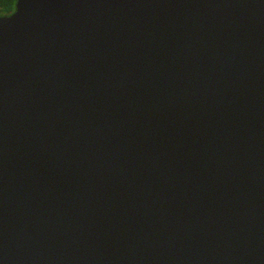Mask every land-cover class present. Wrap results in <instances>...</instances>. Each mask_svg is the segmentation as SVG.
Wrapping results in <instances>:
<instances>
[{
  "label": "water",
  "instance_id": "1",
  "mask_svg": "<svg viewBox=\"0 0 264 264\" xmlns=\"http://www.w3.org/2000/svg\"><path fill=\"white\" fill-rule=\"evenodd\" d=\"M0 262L264 264V0H17Z\"/></svg>",
  "mask_w": 264,
  "mask_h": 264
},
{
  "label": "trees",
  "instance_id": "2",
  "mask_svg": "<svg viewBox=\"0 0 264 264\" xmlns=\"http://www.w3.org/2000/svg\"><path fill=\"white\" fill-rule=\"evenodd\" d=\"M17 0H0V17L9 16L15 11Z\"/></svg>",
  "mask_w": 264,
  "mask_h": 264
},
{
  "label": "snow or ice",
  "instance_id": "3",
  "mask_svg": "<svg viewBox=\"0 0 264 264\" xmlns=\"http://www.w3.org/2000/svg\"><path fill=\"white\" fill-rule=\"evenodd\" d=\"M0 264H2V262H0Z\"/></svg>",
  "mask_w": 264,
  "mask_h": 264
}]
</instances>
